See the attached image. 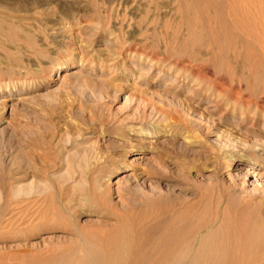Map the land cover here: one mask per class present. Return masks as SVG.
Segmentation results:
<instances>
[{
    "label": "rangeland",
    "instance_id": "1",
    "mask_svg": "<svg viewBox=\"0 0 264 264\" xmlns=\"http://www.w3.org/2000/svg\"><path fill=\"white\" fill-rule=\"evenodd\" d=\"M178 6L0 0V264H83L90 248L159 264L162 233L190 227L213 237L211 254L214 238L228 241L220 264L233 245L243 254L237 231L252 232L264 264V129L232 118L226 104L241 97L219 79L245 69L230 53L215 68ZM76 45L83 60L55 71ZM125 242L134 251L121 254Z\"/></svg>",
    "mask_w": 264,
    "mask_h": 264
},
{
    "label": "bare ground",
    "instance_id": "2",
    "mask_svg": "<svg viewBox=\"0 0 264 264\" xmlns=\"http://www.w3.org/2000/svg\"><path fill=\"white\" fill-rule=\"evenodd\" d=\"M178 10H180V12L185 16L183 17L185 18L186 23L188 25L194 26L195 23L199 24L201 30L205 31L206 34H204L203 32L202 33L204 34V36L205 35L208 36L209 38L208 43L212 47V49H214L213 52H211L214 67L216 66L218 68V66H221V63H224L225 60H227L226 56L229 53L234 58H237L241 61L243 69H245V76H243L242 74L241 75L235 74L236 75L235 76L230 69H225L224 74L219 77L220 80H223L224 83L230 86L231 88L230 91H232V93L236 92L237 94L235 93L234 94L239 95L241 97L239 99L237 98L233 101H229L226 104V110L231 109L232 118L235 117V115H239L240 118L242 119V117L245 115V121L251 119L254 125L262 121L261 124H262V130H263L264 129V0H179ZM191 13L192 15H194V17L191 15ZM135 52L136 51H134V53ZM75 54H79L78 59H76ZM137 54L139 55L140 59L150 58L149 56L147 57L145 56L144 53H141V52L140 53L137 52ZM68 56L69 57H67L66 59L67 61L66 60L59 61L53 66L55 71L59 69H63L68 62L73 63L75 60H78L81 62L83 60L82 55H80L77 45L72 48ZM227 68H228V65H227ZM244 98H245V102L243 101ZM4 109L5 108L2 106L0 111H3ZM154 133H156V131H154ZM154 133L151 131L148 134L146 133V135H152ZM256 142L257 144H260L259 140ZM234 145L236 147L241 145L236 140V138L234 141ZM242 160L243 158L240 153H235V155L229 154L226 156L227 167L232 165L233 161L235 165L237 162H242ZM252 164L261 165L258 162H253ZM249 173L256 174V172L254 171V167H249L246 171H244V174H243L244 177H246V175L248 177ZM253 228L254 227H252V229ZM180 230L181 232L186 231L185 229L184 231H182V229ZM191 230L192 228L190 227V230L186 231L189 234L186 233L187 236L182 237L181 240H170L168 239L169 232L165 233V235L162 233L163 239L159 243V250L161 251V254H159L158 252L159 257L156 254H154V256L156 257V262H158L159 264H203V263L205 264V262L207 264L208 263L218 264L221 261L223 262L222 260L223 255L220 254L221 252L220 248L222 249V247H224L225 244L226 246H229L227 245L228 241L227 240L223 241L222 238L221 239L214 238V241L212 243L213 245L212 248L213 247L215 248L211 249V251L213 250L214 252V250H216L217 252L219 250L220 252L219 253L214 252V254L213 253L211 254V252H209L210 248L207 249V247H209L210 241L212 240L211 238L213 237L210 238V234H207L206 236L199 235L197 237V234L196 233L194 234L192 232L193 230L192 231ZM237 234L236 236L239 237V241L237 240V242H241L240 245L242 244L241 246L243 249L242 251L243 254L241 253H240L241 255L236 254V250L240 251V249H236L233 243L232 244L234 247L233 249L235 250L234 251L231 250L233 253L232 256H230V258H232L231 263L233 264H246L247 263L248 264L251 262L253 264L254 261L252 262L253 258L250 257V255L251 253H253L251 252V245L253 244L252 243L253 240H255L254 234H252V232L250 233L246 232L245 230H242V231L239 230L237 231ZM215 235H216V232H215ZM175 237H169V238H175ZM121 238L123 239V237ZM157 239H159V237ZM258 240L259 239H257V242ZM126 244L127 242L123 244H119V245H122L121 254L125 251L124 248L128 247V246L126 247ZM131 246L129 245L128 248L131 249ZM154 248H157V247L154 246ZM261 248H262L261 250L264 252L263 250L264 243L261 246ZM258 249L260 248H257L256 252ZM131 250H133V248ZM199 250H201L202 252L203 250H205L204 251L205 253L204 252L202 253ZM207 250L208 252L206 253ZM87 251L89 254L83 257L81 261L83 264H105V263L107 264L108 262L111 261V260L108 261L109 258L106 259V257H102L100 255L98 256V254H96L95 248L87 249ZM103 251L105 253V250ZM152 251L153 250H151V252ZM253 251L255 250L253 249ZM208 253L210 254L207 255ZM254 253L252 254V256L254 255ZM260 257L262 259L260 262L261 263L264 262V254H262V256ZM111 258H114L112 259L113 261H111L113 263L115 260V257L113 256ZM150 258L151 257H149V259ZM123 259H125V257L119 256L118 258V260H123ZM130 259H132V257ZM111 262L109 264H112ZM153 262L151 260V263ZM121 263L125 264L123 262ZM154 264H157V263H154ZM224 264H225V260H224ZM254 264H256V261Z\"/></svg>",
    "mask_w": 264,
    "mask_h": 264
}]
</instances>
